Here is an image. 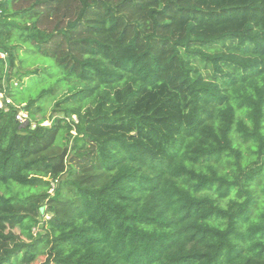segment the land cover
Masks as SVG:
<instances>
[{"label":"trees","instance_id":"16d2710c","mask_svg":"<svg viewBox=\"0 0 264 264\" xmlns=\"http://www.w3.org/2000/svg\"><path fill=\"white\" fill-rule=\"evenodd\" d=\"M0 52V264H264V0H0Z\"/></svg>","mask_w":264,"mask_h":264},{"label":"rangeland","instance_id":"374dc122","mask_svg":"<svg viewBox=\"0 0 264 264\" xmlns=\"http://www.w3.org/2000/svg\"><path fill=\"white\" fill-rule=\"evenodd\" d=\"M24 62H25V66H24V69L23 70H20L21 73H23L26 69L27 70H34L36 68H41L42 66L45 65V61L43 62V59H38V58H35V57H30V56H27L24 58ZM48 63V61H47ZM49 63H52L49 61ZM31 77H28L26 79H24L23 81V85L25 88H28L27 90H25L22 95L27 97L29 94L31 95H34L35 93H37L39 91V89H41L42 87L44 88H48L50 86V83L48 81H38V82H33L31 81ZM24 88L22 87L21 90H23ZM14 92L18 95H20V91L18 89H15ZM57 93V92H56ZM58 94V93H57ZM52 103L53 101H49L47 100L46 101V104L44 105L45 108H46V116H49L50 115V108L52 106ZM48 124V126H50L51 124V121H46ZM262 184H264V177L262 178ZM1 229L4 231V232H12L14 233L15 237L17 238V240H21V236L18 232V230L14 227H10V226H1ZM2 243H0L1 245ZM44 260L43 257H40L39 259L36 260V262L34 264H40L42 263Z\"/></svg>","mask_w":264,"mask_h":264},{"label":"built area","instance_id":"2783aa9c","mask_svg":"<svg viewBox=\"0 0 264 264\" xmlns=\"http://www.w3.org/2000/svg\"><path fill=\"white\" fill-rule=\"evenodd\" d=\"M0 59L5 60L6 55L0 52ZM16 85V83H14ZM8 88L5 81L0 85V110L4 113H8L12 110L15 111L14 118L16 122L22 126H30L31 129L36 127V124L30 120L29 114L24 110L23 105L14 104L12 99L7 94ZM75 120V118H73ZM49 123L44 122L41 124L43 127H47Z\"/></svg>","mask_w":264,"mask_h":264}]
</instances>
